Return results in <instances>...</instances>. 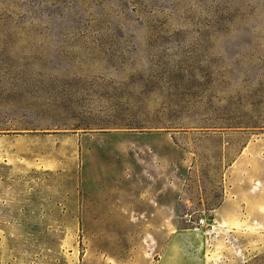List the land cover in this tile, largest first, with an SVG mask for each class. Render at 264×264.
Wrapping results in <instances>:
<instances>
[{
	"label": "rangeland",
	"instance_id": "1",
	"mask_svg": "<svg viewBox=\"0 0 264 264\" xmlns=\"http://www.w3.org/2000/svg\"><path fill=\"white\" fill-rule=\"evenodd\" d=\"M0 264H264V0H0Z\"/></svg>",
	"mask_w": 264,
	"mask_h": 264
},
{
	"label": "built area",
	"instance_id": "2",
	"mask_svg": "<svg viewBox=\"0 0 264 264\" xmlns=\"http://www.w3.org/2000/svg\"><path fill=\"white\" fill-rule=\"evenodd\" d=\"M198 224H199L200 226H202V225L204 224V220H203V219H200L199 222H198Z\"/></svg>",
	"mask_w": 264,
	"mask_h": 264
}]
</instances>
